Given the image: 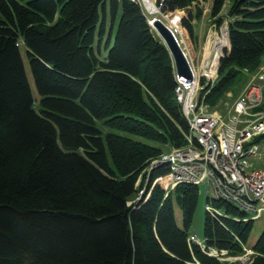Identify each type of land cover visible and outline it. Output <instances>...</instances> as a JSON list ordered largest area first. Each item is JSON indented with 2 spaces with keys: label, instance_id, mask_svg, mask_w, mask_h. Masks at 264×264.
Returning a JSON list of instances; mask_svg holds the SVG:
<instances>
[{
  "label": "trees",
  "instance_id": "obj_1",
  "mask_svg": "<svg viewBox=\"0 0 264 264\" xmlns=\"http://www.w3.org/2000/svg\"><path fill=\"white\" fill-rule=\"evenodd\" d=\"M207 1L162 2L193 46ZM210 16L230 41L201 80L214 109L264 64V0H213ZM177 86L135 2L0 0V264H226L212 249L264 264V231L247 248L255 219L229 200L208 197L202 245L190 240L199 186L169 190L154 164L187 143Z\"/></svg>",
  "mask_w": 264,
  "mask_h": 264
},
{
  "label": "built area",
  "instance_id": "obj_2",
  "mask_svg": "<svg viewBox=\"0 0 264 264\" xmlns=\"http://www.w3.org/2000/svg\"><path fill=\"white\" fill-rule=\"evenodd\" d=\"M130 1L139 4L144 13L151 2ZM163 1L154 2L158 10ZM219 29L221 33L205 45L208 56L204 57L200 72L184 51L193 79L189 82L176 74V98L189 125L187 143L180 149L166 151L154 164L169 165L172 174L169 190L182 183L205 184L215 199L234 202L258 219L264 213V72L252 78L227 117L201 106V80L217 79L220 59L230 47L227 23ZM173 32L181 45L178 31ZM190 240L202 245L196 237ZM209 254L218 258L219 252L212 249Z\"/></svg>",
  "mask_w": 264,
  "mask_h": 264
},
{
  "label": "rangeland",
  "instance_id": "obj_3",
  "mask_svg": "<svg viewBox=\"0 0 264 264\" xmlns=\"http://www.w3.org/2000/svg\"><path fill=\"white\" fill-rule=\"evenodd\" d=\"M152 1L156 3L158 0H152ZM212 3H213V0H208L206 2V4H208V5H212ZM203 8L206 10V12H208V9L205 8V4H203ZM210 10H211V8H210ZM146 12H145V14H146L149 21H153L154 19H160L165 24L169 25L170 21L167 19V17L168 16H176L178 18L179 24H180V15L177 12L169 13V14H165L161 10H159V12L156 14H151L148 10H146ZM153 15H155V18L153 17ZM208 16H210V12L208 13L207 17ZM201 20H202V18L198 21V22H201L200 26L201 25L202 26H206V25H213L214 26L215 25L212 20L210 22H208V24H207V19H205L204 21H201ZM171 25H172L171 28L173 30L178 31L177 36L180 40L182 48L184 49L185 53L188 55L191 62L193 61L195 63L197 69L200 72L202 70L204 57L208 56V55H206L207 51L205 50L204 45L206 43H208V45H209L210 41H213L214 37H217V33H221L220 29L215 25V27L211 28V32L208 35L209 39L206 40V42H204V44L202 43L203 41H201V43H202L201 45L198 44L196 46H193L192 44H190L188 42L186 37L183 36V34H181L182 33V32H180L181 26H180V28H176V26L173 23H171ZM201 40H202V38H201ZM204 50L206 51V53L204 52ZM23 58L25 61V67L27 70L29 81H30L32 89H33V93L35 96H38L37 92H36L35 85H34V80H33L32 74H31V70H30V66H29V60L26 56L25 51L23 52ZM263 72H264V64L255 72V74L245 75L242 79L243 82L244 81L245 82L234 84L232 86V88H230V90L225 94V98L220 101V103L217 105L216 108L208 109L209 112H216L219 115H222L223 117H227L228 114L230 113L237 97L239 95H241L246 90V88L248 87V85L252 81V78L253 77L257 78L259 75L263 74ZM104 129H105V127H104ZM251 161L256 162V160H254V159H252ZM212 196H213L212 193H210V192L207 193V187L205 184L199 185V201H198V205H197V208H196V211L194 214L192 225L190 227V234L195 235V237L197 238V241L199 243H202V241L204 239V224H205V219H206L207 199H208V197L212 198ZM175 214H176V220H177L179 226H182V211L177 204H175ZM263 231H264V213H263L262 217L254 220L253 229L250 232L249 238H248L247 243H246V247L247 248L253 247L256 244V242L258 241V239H259V237ZM252 254H253L252 251L251 252L247 251V252H245L244 255H242L240 257L233 258V257H228L224 253H219V255L217 257L221 262H226V264H251V256H253Z\"/></svg>",
  "mask_w": 264,
  "mask_h": 264
},
{
  "label": "water",
  "instance_id": "obj_4",
  "mask_svg": "<svg viewBox=\"0 0 264 264\" xmlns=\"http://www.w3.org/2000/svg\"><path fill=\"white\" fill-rule=\"evenodd\" d=\"M180 19L182 20L181 17ZM150 26L154 28L158 36L161 38V40L169 50L174 61V67L177 76L179 78H184L190 82L193 79V74L189 62L185 56L182 47L177 41V37L175 36L173 29L160 19H155L153 23L150 24Z\"/></svg>",
  "mask_w": 264,
  "mask_h": 264
},
{
  "label": "crops",
  "instance_id": "obj_5",
  "mask_svg": "<svg viewBox=\"0 0 264 264\" xmlns=\"http://www.w3.org/2000/svg\"><path fill=\"white\" fill-rule=\"evenodd\" d=\"M207 6V7H206ZM211 6L212 5H208V4H205V8H207L208 9V12H206V10L205 11H203V17H202V20L201 21H204L205 19H207V24H208V22H210L211 20L213 21V19L211 18V16H208L207 17V15H208V13L210 12V8H211ZM177 13H179L180 15H181V13L180 12H177ZM210 18V19H209ZM200 24H201V22H196V32H197V35H198V44H204V42H206V40H208L209 38H208V35L210 34V32H211V28H213V27H215V25L213 26V25H206V26H200ZM201 38H202V40H201ZM201 41H203L202 43H201ZM206 45V44H205ZM204 45V46H205Z\"/></svg>",
  "mask_w": 264,
  "mask_h": 264
},
{
  "label": "bare ground",
  "instance_id": "obj_6",
  "mask_svg": "<svg viewBox=\"0 0 264 264\" xmlns=\"http://www.w3.org/2000/svg\"><path fill=\"white\" fill-rule=\"evenodd\" d=\"M147 8H148V10H149V12L151 13V14H156V13H158L159 12V10L155 7V5H154V2L151 0V2H148L147 3ZM153 17L155 18V15H153ZM152 20V19H151ZM168 25V24H167ZM168 26H170V27H172V25L169 23V25Z\"/></svg>",
  "mask_w": 264,
  "mask_h": 264
},
{
  "label": "clouds",
  "instance_id": "obj_7",
  "mask_svg": "<svg viewBox=\"0 0 264 264\" xmlns=\"http://www.w3.org/2000/svg\"><path fill=\"white\" fill-rule=\"evenodd\" d=\"M178 14H179V13H178ZM179 15H180V14H179ZM180 17H181V15H180ZM180 21H181V20H180ZM150 22H151V21H149V23H150ZM150 24H151V23H150ZM180 46H181V45H180ZM181 47H182V46H181ZM229 48H230V47H229ZM229 48H228V49H229ZM182 49H183V48H182ZM183 50H184V49H183ZM218 69H219V68H218ZM237 98H238V97H237ZM207 193H208V192H207ZM212 198H213V197H212Z\"/></svg>",
  "mask_w": 264,
  "mask_h": 264
}]
</instances>
